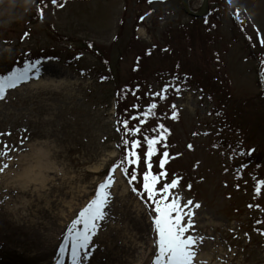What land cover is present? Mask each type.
<instances>
[{"label": "rangeland", "instance_id": "374dc122", "mask_svg": "<svg viewBox=\"0 0 264 264\" xmlns=\"http://www.w3.org/2000/svg\"><path fill=\"white\" fill-rule=\"evenodd\" d=\"M58 3L64 7L43 0L41 19L34 0H0V73L18 56L27 61L47 53L58 55L40 60L38 74L30 73L27 81L6 90L0 99V132L12 133L0 137V142L15 149L8 154L11 160L0 156V166L8 164L0 180L22 166L17 164L21 156L44 151L49 170L68 181L65 194L50 193L58 201L51 206L54 214L48 225L56 224L58 232V224L69 219L71 224L79 213L70 214L65 204L79 201L84 207L120 156L116 107L120 120L129 119L131 127L138 121L130 116L155 101V115L148 118L141 136L154 135L150 130L157 123L170 130L166 143L174 158L165 165L167 179L174 174L182 177L172 190L182 204L189 199L200 204L192 209L194 231L188 233L203 237L196 246L198 264H264V185L260 195L254 191L256 182L264 180V46L255 30L264 33V0H208L200 17L187 15L181 0ZM201 3L189 0L188 7L196 12ZM25 32L29 35L22 39ZM180 76L192 82H177L174 77ZM172 79L181 86L179 94L173 88L164 100L149 95ZM43 82L50 83L51 90L38 84ZM133 104L140 108H132ZM227 125L230 128L223 130ZM21 136L27 137L23 145ZM157 163L154 157V170ZM114 175L107 214L89 245L92 258L81 250V263L110 264L116 262L114 256L125 257L129 246L125 231L145 237V264H152L154 213L119 169ZM134 186L139 188L140 181ZM25 197L34 199L32 193ZM42 205L39 201L29 211L36 214ZM135 214L142 230L131 221ZM52 259L39 262L56 264Z\"/></svg>", "mask_w": 264, "mask_h": 264}, {"label": "snow or ice", "instance_id": "6c2138e0", "mask_svg": "<svg viewBox=\"0 0 264 264\" xmlns=\"http://www.w3.org/2000/svg\"><path fill=\"white\" fill-rule=\"evenodd\" d=\"M37 3V13L39 18L44 17V7L40 5L43 0H34ZM148 3H152V0H148ZM51 4L54 7L62 8L63 4L58 3V0H51ZM46 6V5H45ZM147 15V13L145 14ZM145 17L141 16L143 20ZM239 22V17H236ZM257 32L258 43L264 46V33H260L259 29H255ZM29 33L25 32L22 35V39L27 37ZM251 39V37H249ZM261 63H264L262 61ZM40 61L25 62L22 68L14 67L6 75H0V99L5 98L6 90L16 88L22 81L29 79V74L36 75L39 73ZM106 79V77H101ZM175 80H179V77H174ZM179 94L181 86L179 84L173 85L166 83L160 89L159 92H152L149 95L159 97L160 100L167 99V92L169 89H173ZM139 89V85L136 86V90ZM119 96V93H117ZM135 95V91H133ZM138 99V98H137ZM134 109H139V104H133L131 106ZM172 119L177 118L176 106H171ZM157 103L155 101L149 103L146 110L138 112L136 115L130 116L131 120H137L134 126H129V119L117 120V131H121V125L124 132V136L121 138L120 144L117 145L120 148L121 154L119 158L109 167L105 178L99 182L96 187L93 197L88 203L79 210L78 215L71 221V224L66 229V234L63 237V242L59 244V252L61 256L67 250L69 243L71 245V264H81V250H85V257L91 256V251H88L92 237L96 234L99 221L103 220L106 216V208L111 199V188L115 183V172L119 169L122 175L127 179V182L132 186V190L141 196L142 199L146 197L145 203L148 204L151 211H153V225L156 233L155 239V252L152 264H198L196 261L198 243L203 241V237H197L188 234L190 230H193L194 221L192 216L195 214L193 208H199V203H194L191 199L186 203H181V197L173 193V189H176L182 180V177L173 175L169 180L167 177L169 173L166 170L165 165L170 159L174 157L170 156L167 150L168 144L166 143L170 130L165 127L163 123H157L150 131L153 134H144L141 136L143 126L147 123L150 116L155 115ZM26 131V130H25ZM194 136L199 133H192ZM12 133L0 132V137H11ZM126 137H132L128 139ZM140 137V138H136ZM27 137L21 136L19 144L23 145ZM161 145V148L157 146ZM187 147L191 149L192 144H188ZM15 151L11 148L7 141L0 142V156H8L11 160L12 157L8 155L10 152ZM179 155V153H177ZM158 161L156 170H154L153 158ZM143 163L144 167L141 170L140 165ZM8 167V164L0 166V172H3ZM241 169L246 165H240ZM227 171V169H225ZM140 181V187L134 186L135 182ZM261 185H264V180H259L255 184L254 191L257 195L261 194ZM187 187L190 189L191 184ZM239 185H237V188ZM249 208L253 205L249 204ZM256 208L260 205L256 204ZM185 209L187 211L185 212ZM187 217V220L185 218ZM257 224L262 222L257 220ZM78 225H83L82 228ZM261 234H264L262 232ZM247 235V234H245ZM57 264H61L58 260Z\"/></svg>", "mask_w": 264, "mask_h": 264}, {"label": "bare ground", "instance_id": "6f19581e", "mask_svg": "<svg viewBox=\"0 0 264 264\" xmlns=\"http://www.w3.org/2000/svg\"><path fill=\"white\" fill-rule=\"evenodd\" d=\"M38 84L43 85L44 89L51 90L50 83ZM13 163L9 165L13 166ZM17 164L22 166L14 169L13 173L9 175L10 178L2 177L0 180V203L2 206V211H0V264H41L39 260L49 258H53L52 260H55L57 264L61 256L59 244L63 242L66 228L70 225V219L64 223L61 222L60 226L57 225L58 232L56 224L49 227V217L54 214L51 206L53 207L58 201L57 196H51L50 193L57 190L65 194L64 186L68 181L58 171L49 170L50 164L46 161V154L42 150L38 149L29 157L21 156ZM93 170L98 171V168H93ZM50 175L52 177H49ZM36 184L37 187L32 190ZM31 193L32 196L34 195V199L25 197ZM74 199L72 200L74 201ZM39 201H42L43 205L40 206L38 213L33 214L29 209ZM75 204L77 206L73 209ZM78 204L79 201L65 205L69 211L71 210L70 214H74L83 208L81 203ZM59 214H63L62 209H59ZM131 221L134 222L136 228L141 229V220L136 214L132 216ZM123 235L127 239L126 243L129 242L125 257L114 256L116 262L110 264H145L148 250V247L142 246L145 237L142 235L136 237L125 231ZM139 247L141 250H138ZM91 253L93 254V251ZM92 254L86 258H92ZM96 262L84 261L81 264H101ZM62 264H71L70 247L64 252Z\"/></svg>", "mask_w": 264, "mask_h": 264}, {"label": "trees", "instance_id": "16d2710c", "mask_svg": "<svg viewBox=\"0 0 264 264\" xmlns=\"http://www.w3.org/2000/svg\"><path fill=\"white\" fill-rule=\"evenodd\" d=\"M91 49V48H90ZM92 52H94L93 50H91ZM47 53V52H46ZM51 58V59H53V58H58V55L57 54H53V55H51V56H49V54L47 53V54H45V55H43V56H34V57H31L29 60H27V61H23V59L20 57V56H18L16 59H15V62L14 63H12L11 65H9L7 68H3L4 69V72H1L0 73V75H6L9 71H11V69L12 68H14V67H20V68H22L23 66H24V63L25 62H28V61H31V62H35V61H37V60H47V58ZM98 58L100 59V61H105L104 60V58H102L101 56H98ZM174 81V79H172L171 80V84H173V85H176V81L175 82H173ZM179 81H182L183 83H186L187 81H191L192 82V80H191V78H185L184 76H180L179 77ZM177 82H178V80H177ZM198 87L202 90H204L205 92H207V91H209L206 87H203L202 85H198ZM126 90H127V88H126ZM118 93H119V91H118ZM260 93V96L262 97V95H263V92L261 91V92H259ZM116 113H117V115H118V119L120 120V118H121V115H120V113H119V111H120V108L117 106L116 107ZM222 122H224L225 121V117H223V116H221V119H220ZM121 127V131H119L118 132V135L122 138L123 136H124V134H123V130H122V125L120 126ZM230 128V126L229 125H227V126H224V129L223 130H226V129H229ZM118 142H119V144H120V142H121V139L120 140H118ZM232 148V147H231ZM120 149V148H119ZM121 149H120V154H121Z\"/></svg>", "mask_w": 264, "mask_h": 264}, {"label": "water", "instance_id": "95a60500", "mask_svg": "<svg viewBox=\"0 0 264 264\" xmlns=\"http://www.w3.org/2000/svg\"><path fill=\"white\" fill-rule=\"evenodd\" d=\"M181 3H182L183 10L187 14L194 15V16L202 15L203 12L205 11L206 7H207V0H202V4H201V7H200L199 11L198 12H193V11L189 10V8L187 7L186 0H182Z\"/></svg>", "mask_w": 264, "mask_h": 264}]
</instances>
